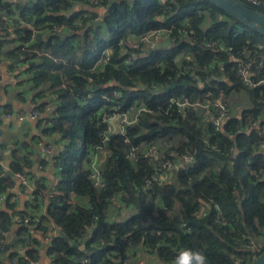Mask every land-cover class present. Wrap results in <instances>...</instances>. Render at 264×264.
<instances>
[{"label": "trees", "instance_id": "1", "mask_svg": "<svg viewBox=\"0 0 264 264\" xmlns=\"http://www.w3.org/2000/svg\"><path fill=\"white\" fill-rule=\"evenodd\" d=\"M92 1L11 4L0 0V15L8 18L0 19V48L13 28L21 46L8 54L15 61L37 59L27 68L29 84L52 88L56 99L55 123L46 131L59 137L54 165L61 172L58 193L48 200L47 217L77 247L63 237L53 238L48 248L53 264H79L81 259L89 264H124L139 246L154 253L157 264H173L183 249L201 251L207 264H234L237 258L241 264L251 263V247H257L256 257L264 250V154L256 149L258 132L246 137L235 131L251 120L264 124V84H243L231 57L245 49L255 52L253 79H264V37L208 0H95L97 6ZM240 1L264 14V0ZM98 8L105 10L104 15ZM15 15L18 19L10 22ZM18 20L32 28H21ZM41 30L47 31L44 37L38 33ZM153 30L169 31L174 41L128 53L119 46L128 36ZM34 39L35 49L25 48ZM210 41L218 46L207 47ZM103 54L108 62L91 73ZM185 81L187 86L160 94L171 83ZM232 92L244 93L250 106L220 130L192 106L205 102L208 93L224 99ZM181 96L190 104L185 118L171 101ZM133 105H143L149 112L123 131L114 128L100 151L104 185L95 187L89 178V161L100 144L99 132L106 129L102 116ZM159 142L166 145L167 160L195 150L194 160L171 181L153 183L146 190L142 180L152 173V165L146 159L131 163L127 153L133 146ZM28 167V161L13 151L9 165L13 176L7 171L0 175V195L14 187L15 174H25ZM4 170L0 167V174ZM36 190L43 200L44 186ZM6 195L0 229L9 225L13 214L27 217L30 213L18 212L15 202H10L14 193ZM73 197L84 203H72ZM111 209L116 212L113 218ZM27 232L29 228H20L18 236ZM10 248L4 246L5 252ZM15 257L20 264L33 262L37 252L30 249L25 256L14 252L9 263Z\"/></svg>", "mask_w": 264, "mask_h": 264}, {"label": "crops", "instance_id": "2", "mask_svg": "<svg viewBox=\"0 0 264 264\" xmlns=\"http://www.w3.org/2000/svg\"><path fill=\"white\" fill-rule=\"evenodd\" d=\"M8 1L13 4L19 1L28 2L36 0ZM77 9L78 7H75V10ZM97 11L102 14V8H98ZM0 19L8 21V18L2 14L0 15ZM15 19H18L17 15L12 16L9 21L11 22ZM18 21H20L21 28H32V25L25 24L21 20ZM45 32L47 31L41 30L38 33H40L41 37H44ZM63 32H65V29ZM36 40H38V38ZM3 41L4 43L0 48V145L2 146V148H0L2 156H0V158L3 160L7 171H9L11 153L17 150L29 163V167L26 169L25 174L29 178L31 186L34 189L38 186H44L45 189L43 192V200L39 197L36 209L30 210L32 207L30 191L22 187L16 179L13 192L16 197L15 208L20 213L27 211L30 212L28 213L29 215L33 213L39 216L41 218L40 229L43 234L40 235L32 225L18 223L15 219L16 214H13V218L9 225H5L4 227V244L11 248L9 251L2 254L4 255L3 263L9 264V255L14 252H17L19 256H25L26 252L32 249L37 252V257L33 260L35 264H53L50 261L51 257L48 255V248L51 241L46 239V237L52 240L56 236H59L60 231L56 228L53 221L47 217L48 198L45 193L59 180V177L54 174L57 168L54 165V157L59 149L60 140L51 130L46 131L51 129L52 125H43L42 121L50 116L48 112H46V108H48V106L55 107L56 99L52 92V88H34L29 84L31 73L27 71V68L30 63L37 62V59L31 60V62L30 60H25L26 62L15 61L12 58L13 54H8V52L21 46L19 38L13 32V28L9 29V36L3 38ZM33 42H35V39L31 40L29 44H26L25 48L35 49V44ZM32 89H34V91ZM41 91H43L42 94L40 93ZM240 96L246 95L240 93L239 97ZM33 111H36L38 114L37 119L29 117ZM241 111L242 109L238 110L235 116H238ZM7 113H20L25 115L26 119L24 121H18L14 118L8 119L4 115ZM114 128L116 130L118 129L116 125ZM173 178L171 175L170 179L172 180ZM71 202L81 204L84 203V200L73 197ZM4 208L5 204L0 202V210ZM114 216H116V212L111 209V217L113 218ZM23 227L29 228V232L24 233L22 236H18L19 229ZM24 244L28 245L24 246ZM21 251H23V253H21ZM157 263V256L143 249L141 246L134 249V254L130 258V264Z\"/></svg>", "mask_w": 264, "mask_h": 264}, {"label": "built area", "instance_id": "3", "mask_svg": "<svg viewBox=\"0 0 264 264\" xmlns=\"http://www.w3.org/2000/svg\"><path fill=\"white\" fill-rule=\"evenodd\" d=\"M254 1V0H250ZM93 6H97V1H92ZM105 10L102 8V15H104ZM174 39L171 38L169 31L164 30H153V31H147L137 37L128 36L122 40V42L119 44L121 49L126 51L128 53L129 50H140L142 47L148 48V49H154L157 47H161L164 45H167L170 42H173ZM209 48H214L218 46L216 41H210L206 44ZM253 55H255V52L245 49L242 54H237V56H232L231 60L235 64V75L236 77L245 85L249 87H256L260 84H264V79L259 80L258 82H255L254 72L252 71V64H253ZM109 57L107 54H103L102 57L97 60L95 65L90 69L91 73H93L98 67H100L102 64H105L108 62ZM242 93V92H241ZM240 93H234L232 92V97L227 100V98L223 99V96L212 98L210 96V93L206 94L207 100L205 102H196L192 106L197 109L200 113L201 118L206 121L209 125L213 126L215 130H220L223 128L224 124L229 120V118L233 117L230 111V107H228L227 103L229 104L230 100H232L233 97H239ZM118 97L117 93L112 94V98L116 99ZM248 98V97H247ZM249 99V98H248ZM173 103L178 107L181 117L185 118V108L188 107L190 104L181 96L177 99H171ZM54 108L52 106H48L46 108V112L50 115L49 117L45 118L42 121L43 125H52L55 123V113ZM149 110L143 106H130L125 111H118V109H115L105 115L102 116V123L105 124L106 129L99 132L98 137L100 144L93 150L92 156L90 157L89 161V178L93 185L95 187H103L104 183L102 181L101 177V168H100V151L103 148V145L109 140V136L113 133L114 126L116 125L120 131L124 130V127H131L135 125L138 121L139 116L142 113H148ZM53 114V115H52ZM5 117L8 119L14 118L18 121H24L26 119L25 115H22L20 113H14V114H4ZM239 116V115H238ZM32 119H37L38 114L36 111H33L30 116ZM256 131L258 132L259 137L261 138L256 146V149L259 153L264 154V124L263 122L260 123V120H251L246 123L243 127H238L236 129V133L244 134L246 137L250 135L251 132ZM235 135L232 134L229 137L232 138ZM128 139H124V143H128ZM215 148V147H214ZM166 145L163 142H159L156 145H149L146 143L139 144L138 146H133L129 149L127 153V158L131 163H135L138 161V159H146L151 165H152V173L150 175H145L143 177V186L144 189L148 190L152 187L153 183H167L174 176L176 172L179 170H183L193 162L194 156H195V150L191 152H184L180 156L176 158L175 161H169L164 157V153L166 151ZM0 167L5 169L1 172L0 175L4 176L5 171H7V168H5L3 160L0 158ZM8 172V171H7ZM172 173V174H171ZM15 179L18 180L20 185L24 187L26 190L30 191L31 194V201H32V209H36L37 201L39 197H41V193H39L38 190L34 189L31 186L29 178L24 173H16ZM14 187L7 188V191L0 195V202L4 203V201L7 198L6 193H13ZM58 193L57 191V183L52 185V187L46 192V196L48 200L52 198L54 195ZM16 197L11 196L10 202L14 203ZM155 200H158V196L155 198ZM15 219L20 224H29L32 225L40 235L43 234L42 230L38 228L41 223V218L37 216L36 214L32 216L27 217H21L19 215L15 216ZM5 238V229L0 230V251L5 252L4 250V239ZM49 241H52L49 237ZM50 246V245H49ZM149 251V250H148ZM256 252L257 247H251L250 249V255L249 258L253 261L256 258ZM133 253V252H132ZM131 258V257H130ZM130 258H126L123 260L124 264L130 263ZM15 258L12 260L9 264H20L16 262ZM50 261L53 263L54 259L51 257ZM24 263V264H29ZM79 264H89L88 261L85 259H81L78 261ZM2 264V263H0ZM32 264H35L33 262ZM234 264H241L239 261V258L235 259Z\"/></svg>", "mask_w": 264, "mask_h": 264}, {"label": "water", "instance_id": "4", "mask_svg": "<svg viewBox=\"0 0 264 264\" xmlns=\"http://www.w3.org/2000/svg\"><path fill=\"white\" fill-rule=\"evenodd\" d=\"M218 9H220L225 15L230 17L232 20L242 24L243 26L251 29L257 34L264 37V14L255 10L251 6L243 3L240 0H208ZM188 85V82H183L181 84L171 83L169 86L164 88L160 94L168 93L171 90L176 89L177 87H185ZM90 89V88H89ZM91 90V89H90ZM92 91V90H91ZM9 176L13 174L8 171ZM60 237L65 238L62 233H59ZM68 243L71 246H74L73 243L68 240ZM85 242L80 246V249H84ZM77 247V246H74ZM23 253V251H21ZM249 264H264V250Z\"/></svg>", "mask_w": 264, "mask_h": 264}, {"label": "clouds", "instance_id": "5", "mask_svg": "<svg viewBox=\"0 0 264 264\" xmlns=\"http://www.w3.org/2000/svg\"><path fill=\"white\" fill-rule=\"evenodd\" d=\"M173 264H207V259L199 250L183 249Z\"/></svg>", "mask_w": 264, "mask_h": 264}, {"label": "rangeland", "instance_id": "6", "mask_svg": "<svg viewBox=\"0 0 264 264\" xmlns=\"http://www.w3.org/2000/svg\"><path fill=\"white\" fill-rule=\"evenodd\" d=\"M110 37H107V40H109ZM169 44V43H168ZM167 44V45H168ZM34 91V89H32ZM31 90V91H32ZM131 97H136V94H133V95H130ZM232 97V95L230 94L228 97H227V100H229L230 98ZM248 98L246 96H240V97H233L232 100H230L229 102V106H230V111H231V114L233 116L236 115V113H238V110L240 109H244V108H248L250 106V103L248 102ZM60 168H56L55 171H54V174L58 177H60ZM262 244L264 245V238L262 239Z\"/></svg>", "mask_w": 264, "mask_h": 264}]
</instances>
